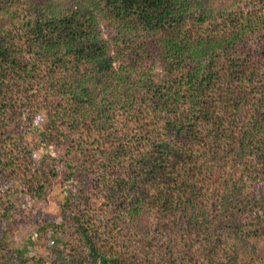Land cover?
Returning <instances> with one entry per match:
<instances>
[{
    "label": "trees",
    "instance_id": "trees-1",
    "mask_svg": "<svg viewBox=\"0 0 264 264\" xmlns=\"http://www.w3.org/2000/svg\"><path fill=\"white\" fill-rule=\"evenodd\" d=\"M36 128L60 264H264V0H0L1 264Z\"/></svg>",
    "mask_w": 264,
    "mask_h": 264
},
{
    "label": "rangeland",
    "instance_id": "rangeland-1",
    "mask_svg": "<svg viewBox=\"0 0 264 264\" xmlns=\"http://www.w3.org/2000/svg\"><path fill=\"white\" fill-rule=\"evenodd\" d=\"M37 122L41 116H37ZM24 140L34 148V157L37 163H48L55 160L58 174L52 178L49 191L42 197L25 196L17 206L16 214L11 216L12 221L8 226L6 248L15 250L11 253V264H60L54 260L52 248L60 246V241L65 240V234L55 231V228L46 224L61 222L64 196L67 190L78 189L81 184L71 179H66L68 169L58 161L62 154V145L56 141L50 143L41 142L39 128L29 131L24 135ZM50 156V158L48 157ZM15 215V216H14ZM36 222V224L34 223ZM45 226V227H44ZM53 240V243H50ZM21 251L19 255L16 251ZM16 254V256H13ZM68 248L63 249V255L67 256ZM4 253L0 254V264ZM62 264H75L69 259Z\"/></svg>",
    "mask_w": 264,
    "mask_h": 264
},
{
    "label": "built area",
    "instance_id": "built-area-1",
    "mask_svg": "<svg viewBox=\"0 0 264 264\" xmlns=\"http://www.w3.org/2000/svg\"><path fill=\"white\" fill-rule=\"evenodd\" d=\"M50 243H53V240H51V242Z\"/></svg>",
    "mask_w": 264,
    "mask_h": 264
}]
</instances>
